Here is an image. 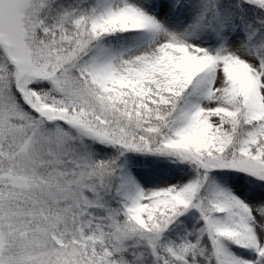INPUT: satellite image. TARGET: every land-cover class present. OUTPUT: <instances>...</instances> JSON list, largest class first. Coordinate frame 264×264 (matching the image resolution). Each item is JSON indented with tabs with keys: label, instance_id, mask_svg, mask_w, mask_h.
Returning a JSON list of instances; mask_svg holds the SVG:
<instances>
[{
	"label": "snow or ice",
	"instance_id": "obj_1",
	"mask_svg": "<svg viewBox=\"0 0 264 264\" xmlns=\"http://www.w3.org/2000/svg\"><path fill=\"white\" fill-rule=\"evenodd\" d=\"M0 264H264V0H0Z\"/></svg>",
	"mask_w": 264,
	"mask_h": 264
}]
</instances>
